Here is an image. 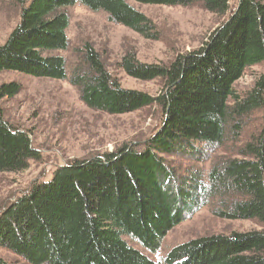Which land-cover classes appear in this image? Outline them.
Masks as SVG:
<instances>
[{"label":"trees","instance_id":"obj_1","mask_svg":"<svg viewBox=\"0 0 264 264\" xmlns=\"http://www.w3.org/2000/svg\"><path fill=\"white\" fill-rule=\"evenodd\" d=\"M21 18L0 45V73L69 79L91 109L122 115L158 104L161 130L141 145H124L60 166L0 212V248L30 264H155L126 237L155 251L161 240L211 201L221 218L256 220L261 229L213 234L174 247L161 264H264V117L237 156L220 157L206 178L198 166L181 173L167 157L210 159L239 140L243 121L264 109V73L244 96L235 83L246 69L264 65V1L239 0L232 15L202 47L170 66L146 64L127 54L120 66L131 77L164 82L160 96L123 88L100 54L86 44L68 75L55 54L69 47L67 8L77 3L157 39L153 22L126 0H16ZM151 5H200L219 16L231 0H135ZM21 85L0 86V99ZM41 159L29 134L0 115V172L21 173ZM207 172V171H206ZM0 264H10L0 257Z\"/></svg>","mask_w":264,"mask_h":264},{"label":"rangeland","instance_id":"obj_2","mask_svg":"<svg viewBox=\"0 0 264 264\" xmlns=\"http://www.w3.org/2000/svg\"><path fill=\"white\" fill-rule=\"evenodd\" d=\"M126 1L153 22L159 34L157 39L145 38L139 32L112 21L106 11H94L77 3L67 8L70 17L67 28L69 47L55 54L66 59L70 75L80 59L81 49L90 44L123 88L152 96H160L165 91L164 82L160 79L143 81L129 76L120 66L123 57L131 53L142 63L170 66L179 57L198 50L209 41L239 2L231 0L230 12L219 16L200 5H151ZM21 11L22 6L16 0H0V45L19 23ZM263 73L264 65L247 68L235 83L236 93L244 96ZM11 82L19 83L21 91L14 97L0 99V115L13 127L29 134L33 148L40 151L41 159L32 161L30 167L21 173L0 172V212L27 192L33 183L49 181L60 166L77 159L102 156L124 145L143 144L160 130L165 118L163 108L158 104L122 115L91 109L81 100L78 88L69 79L37 78L17 71L0 73V86ZM263 117L264 109L244 119L239 140L227 137L226 143L210 154V159L193 161L174 156L167 157L169 164L176 166L181 173L186 172L189 166H198L205 171L207 178L211 166L220 157L237 156L239 147L258 132ZM215 205L211 201L186 218L161 240L155 251L144 248L129 237L126 240L155 264H161L174 247L190 240L261 229L256 220L217 216ZM0 257L10 264H30L5 248H0Z\"/></svg>","mask_w":264,"mask_h":264},{"label":"water","instance_id":"obj_3","mask_svg":"<svg viewBox=\"0 0 264 264\" xmlns=\"http://www.w3.org/2000/svg\"><path fill=\"white\" fill-rule=\"evenodd\" d=\"M234 14H235V13H234ZM234 14L232 15V17L234 16ZM160 130H161V128H160ZM160 130H159V131H160ZM159 131H158V132H159ZM158 132H157V133H158ZM157 133H156V134H157ZM156 134H155V135H156ZM155 135H154V136H155Z\"/></svg>","mask_w":264,"mask_h":264}]
</instances>
